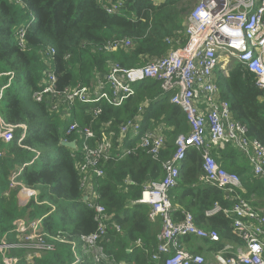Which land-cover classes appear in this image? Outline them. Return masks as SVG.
I'll return each instance as SVG.
<instances>
[{
    "label": "trees",
    "instance_id": "trees-1",
    "mask_svg": "<svg viewBox=\"0 0 264 264\" xmlns=\"http://www.w3.org/2000/svg\"><path fill=\"white\" fill-rule=\"evenodd\" d=\"M191 3L192 0H125L119 13L109 14L95 0H17V3L0 0V90L12 79L1 99L0 114L11 124L27 125L28 135L23 145L31 148L18 145L19 131L14 142L5 144L0 141V153H3L0 155V232L2 236L7 235L9 243L16 241L14 221L24 213L30 221L44 217V229L50 236L61 235L69 241H78V248H82L80 237L95 233L98 224L95 211L88 208L80 189L81 176L76 161L83 162L81 152L62 145L64 140L77 141L80 149L83 141L77 135L67 136L66 128L76 119L82 127L91 126L101 137L102 126L112 122L111 129L117 133L119 127L134 119L143 107L140 114L142 135L163 127L165 148L155 159L138 146L140 137L132 140L129 135L122 143L115 140L118 152L133 149L135 153L102 163L105 175L94 178L93 185L98 204L122 229L121 233L110 230L116 236L113 242L105 239L102 242L109 262L118 264L123 258L130 257L134 259L133 264H157L151 257L157 250L159 225L150 221V208L136 202L146 184L164 177L163 164L176 152L177 138L190 133L182 109L171 103L170 95L164 93L161 83L156 80L135 85V94L119 108L102 105V114L98 116L92 113L90 106L78 103L71 110L69 121L50 112L48 100L36 102L33 94L43 86L42 80L49 69L57 74L58 88L63 90L79 84L92 86L97 75L107 74L113 63L134 68L144 66L152 57L165 55L171 48L166 39L180 38L185 43L182 32ZM32 20H35L33 24ZM25 23L28 25L26 48L22 50L16 32ZM123 38L133 40L130 51L100 50L106 41ZM48 48L56 51L49 60L50 64H46L41 56V51ZM218 86L223 98L230 102L235 118L247 127L249 137L264 145V91L256 86L255 75L233 60L227 76H220ZM32 150L40 152V156L23 170L18 180L27 188L39 190V199L50 205L40 206L32 202L20 210L18 192L10 194L9 182L11 173L36 157ZM76 152L77 159L73 158ZM212 156L220 167L241 177L245 199L264 209V180L253 176L247 159L231 145L224 149L215 148ZM202 165V153L189 150L180 182L171 192L176 207L174 219L179 221L184 212L191 213L198 227L214 230L220 236L219 242L188 237L185 239L188 251L212 258L227 245H232L235 253L244 242L233 229L234 218H228L222 212L206 215L215 204L230 209L233 203L224 191L200 181L204 174ZM5 192L10 196L6 197ZM51 206L56 207L53 214H50ZM138 240L142 241L140 248L134 247ZM55 246L56 250L45 253L34 264H66V260L73 259L69 244ZM130 249L132 253L128 254ZM9 254L26 264L25 250H11ZM225 256L232 255L228 252ZM80 264L108 262L96 263L91 256L85 255Z\"/></svg>",
    "mask_w": 264,
    "mask_h": 264
},
{
    "label": "built area",
    "instance_id": "built-area-1",
    "mask_svg": "<svg viewBox=\"0 0 264 264\" xmlns=\"http://www.w3.org/2000/svg\"><path fill=\"white\" fill-rule=\"evenodd\" d=\"M12 1L17 3V0ZM95 1H98L109 14L119 13L125 2V0ZM34 22L35 20H32L31 24ZM27 27L25 23L16 32L18 46L22 50L26 48ZM184 27L182 35L185 37V43L180 38L166 39V44L171 47L170 50L165 55L152 57L144 66L126 68L119 63H113L107 74L97 75L92 86L79 84L76 87L60 90L57 74L49 69L42 80L43 86L33 94V99L38 103L48 100L50 112L57 113L63 120L69 121L72 118L71 110L78 103L90 106L92 113L98 116L102 114L104 104L114 108L121 107L135 94V85L147 80L160 82L164 93L170 95L171 103L179 106L186 115L190 133L177 138L176 152L163 164L164 177L146 184L141 198L136 202L150 208L149 219L152 222L161 220V229L157 235L158 246L151 260L157 264L159 262L162 264H264V209L255 207L245 199L241 177L220 167L212 156L215 148L224 149L227 145H231L247 159L253 176L264 180V145L249 137L247 127L235 118L230 102L223 98L218 86L220 76L226 77L229 65L233 60H237L247 71L255 75L256 86L264 91V0H198L186 17ZM132 47L133 40L130 38L111 39L106 41L100 50L130 51ZM55 55L56 51L53 48L41 51L42 60L46 64H50V58ZM217 67L220 68L219 75L215 72ZM10 85L8 83L0 90V102L5 89ZM141 112L143 107L134 119L120 126L117 133L111 129L112 122L104 124L101 137L91 126L82 127L76 119H73L66 128L67 136L77 135L83 141L80 149L77 141H74L76 149L73 150L80 151L83 160L82 163L76 161V168L81 176L80 189L88 198L86 201L88 208L96 213L95 221L98 228L95 233L82 235L80 243L96 263L105 261L111 264L102 242L110 230L121 233L122 229L112 221L113 217L106 213V209L98 204L93 180L104 177L102 163L122 159L135 153L133 149L124 153L118 152L115 140L122 143L129 135L132 140L140 137L138 146L155 159L165 148L163 127L142 135ZM18 131L20 134L18 145L31 150L23 145L28 135L27 125L11 124L0 114L1 142L5 144L14 142ZM191 149L202 153L204 174L200 181L224 191L227 199L233 203L230 209H223L219 204H215L206 215L214 216L222 212L228 218L233 217V229L244 242L242 247L236 248L235 253L233 252L235 248L227 245L223 250L215 253V260L212 263L202 254L188 251L185 239L194 237L219 242L218 232L198 227L191 213L184 212L179 221L174 219L176 207L172 202L171 192L180 182L181 169L187 152ZM32 151L36 157L12 173L9 186L10 189L21 187L28 201L35 197L36 192L24 186L18 178L25 168L39 158L40 152ZM73 158H78V152L73 154ZM8 195L9 193L6 194ZM45 204L48 205V203L42 205ZM51 207L50 214L56 211L55 206ZM43 221L44 217L35 218L29 221L23 231L15 230L16 241L13 243H9L7 235L2 236L0 232V264H22L19 257L10 256L11 250L28 251L25 263L34 264L35 260L45 253L56 250L54 242L69 244L75 260L73 262L66 260L65 263L78 264V241H69L61 235L49 236L44 231ZM48 238L53 240L52 244L48 242ZM138 244L141 246L142 242L138 240ZM228 252L232 256H225ZM118 264L133 263L126 260Z\"/></svg>",
    "mask_w": 264,
    "mask_h": 264
},
{
    "label": "crops",
    "instance_id": "crops-1",
    "mask_svg": "<svg viewBox=\"0 0 264 264\" xmlns=\"http://www.w3.org/2000/svg\"><path fill=\"white\" fill-rule=\"evenodd\" d=\"M2 106V105H1ZM1 154H3L2 152L0 153V155ZM18 170V169H17ZM16 171V170H15ZM11 175H12V173H11ZM11 178L12 177H10V182H11ZM10 182H9V186H10ZM25 186V185H24ZM30 189V188H29ZM31 190H34L35 192H36V195H35V197L34 198H30L29 199V201H28V199L25 197L26 195L25 194H23L22 193V191H20V192H18V206H19V209L21 210V209H23L24 207H26L28 204H30V203H32V202H34V203H36V204H38V205H40V206H42V204L43 203H48V205L50 204L48 201H41L40 199H39V195L41 194V192L39 191V190H36V189H31ZM9 193V192H8ZM5 194V196H6V192L4 193ZM7 197V196H6ZM27 197H29V196H27ZM85 200V199H84ZM47 204H45V205H43V206H48ZM260 209H263V208H260ZM51 214H53V213H51ZM29 219H28V217H27V215L26 214H24V213H20L17 217H16V219H15V221H14V226H15V230L16 231H23L25 228H26V226H27V224L29 223ZM151 221V220H150ZM152 222V221H151ZM152 223H154V224H157V225H159L158 226V234H159V232H160V229H161V220L160 219H158V221H156V222H152ZM44 231L46 232V233H48V235L50 234L49 232H47V230H45L44 229ZM157 234V235H158ZM50 236V235H49ZM52 241V242H51ZM51 241H49V243L50 244H52L53 243V240H51ZM141 241V240H140ZM142 242V241H141ZM54 244L56 245V244H61L60 242H54ZM57 246H60V245H57ZM141 247L139 244H138V241L134 244V247ZM127 252H128V254H131L132 253V249H130V250H127ZM85 255H88V256H90L88 253H86L85 252V249H83V246H82V248H78V264H80V259L83 257V256H85ZM215 255V254H214ZM126 260H129V261H133L134 262V259L133 258H130V257H125V258H123V260L122 261H126ZM215 260V257L213 256L211 259H210V261H211V263L213 262ZM121 261V262H122Z\"/></svg>",
    "mask_w": 264,
    "mask_h": 264
},
{
    "label": "rangeland",
    "instance_id": "rangeland-1",
    "mask_svg": "<svg viewBox=\"0 0 264 264\" xmlns=\"http://www.w3.org/2000/svg\"><path fill=\"white\" fill-rule=\"evenodd\" d=\"M156 1L158 2V1H163V0H156ZM197 2H198V0H192L191 6H190V9H189L188 12L191 13V11L193 10V8H194L195 5L197 4ZM190 13H187V14L189 15ZM187 14H186V15H187ZM225 68L227 69V67H225ZM224 70H225V69H224ZM215 72H216L217 75H219V74H220V68L217 67V69L215 70ZM9 83H10V84L12 83V79H10ZM14 191L20 192V191H21V187H16V188H14V189H10V194H11L12 192H14ZM10 194H9V196H10ZM17 196H18V193H17ZM40 218H41V217L39 216L38 219H40ZM25 253H26L25 257L27 258L28 251L25 250ZM207 259H208V261H210L211 258H207ZM74 260H75V257L73 256V259H72V260H69V261H70V262H73Z\"/></svg>",
    "mask_w": 264,
    "mask_h": 264
},
{
    "label": "water",
    "instance_id": "water-1",
    "mask_svg": "<svg viewBox=\"0 0 264 264\" xmlns=\"http://www.w3.org/2000/svg\"><path fill=\"white\" fill-rule=\"evenodd\" d=\"M62 145L64 147H68V148H71V149H76V143L73 141V142H62ZM87 197H85V201H87ZM116 239V236H114L113 234L111 233H107L106 236H105V240H110L111 242H113L114 240Z\"/></svg>",
    "mask_w": 264,
    "mask_h": 264
}]
</instances>
